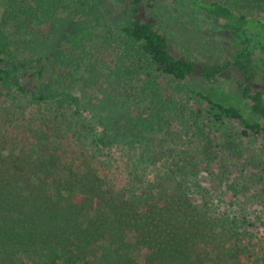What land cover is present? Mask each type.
Listing matches in <instances>:
<instances>
[{
	"label": "rangeland",
	"instance_id": "374dc122",
	"mask_svg": "<svg viewBox=\"0 0 264 264\" xmlns=\"http://www.w3.org/2000/svg\"><path fill=\"white\" fill-rule=\"evenodd\" d=\"M125 1L78 0L74 12L57 13L61 31L53 40L16 48L9 63L17 64L20 81L32 91L37 87L36 78H31L37 70L35 60L62 49L68 52L71 57L64 67L56 63L50 69L69 71L66 81L53 88L77 96L85 123L90 124L88 130L75 118H59L60 130L73 140L83 139L76 151L111 155L119 162L127 156V162L134 164L149 158L168 163L172 156L183 178L195 182L182 191L197 204L193 215L200 219L180 236L162 237L164 249L153 246L147 252L148 263L264 264V137H241V127L229 121L215 132L210 121L197 114L199 106L192 97L193 90H200L225 104L238 102L235 89L240 75L229 65L225 77L211 84L198 78L180 82L164 76L121 33ZM5 7L6 0H0V15ZM142 7L144 20L163 33L174 57L222 64L232 61L242 45L221 28V21L203 11L194 12L183 0H143ZM260 19L264 21V16ZM252 88L264 94V73L256 76ZM14 103L15 110L5 112L4 118L9 134L16 138L27 135L23 120L38 111L20 95ZM240 106L247 108L242 102ZM98 136L114 144L101 149ZM123 146L133 148L114 155ZM193 164L197 165L194 170ZM54 211L35 209L30 220L2 212L0 262L19 264L20 246L37 234L73 255L91 256L88 264H132L140 258L131 234L113 232L106 237L99 230L88 232L83 216L93 219L91 212L90 217L86 211L58 217ZM10 230L15 232L13 239L6 238Z\"/></svg>",
	"mask_w": 264,
	"mask_h": 264
},
{
	"label": "trees",
	"instance_id": "16d2710c",
	"mask_svg": "<svg viewBox=\"0 0 264 264\" xmlns=\"http://www.w3.org/2000/svg\"><path fill=\"white\" fill-rule=\"evenodd\" d=\"M183 1L194 12L203 11L221 21V28L242 43L232 61L207 64L185 55L174 57L163 33L144 20L143 0L125 1L120 31L137 44L157 71L176 81L198 78L215 83L225 77L231 65L240 75L235 89L239 101L225 104L193 90L192 97L199 106L196 112L210 121L215 132L229 121L241 127V137H264V94L252 88L256 76L264 73V21L260 19L264 16V0ZM77 3L78 0H6L0 15V214L8 212L18 219L30 220L35 209L42 212L53 208L58 217L72 213L80 216L83 211L90 217L91 212L93 219L83 216L88 232L99 230L106 237L113 232L126 237L131 234V244L140 254L132 264H150L147 252L156 244L164 249L162 237L180 236L200 219L193 215L197 204L182 191L195 182L183 178L181 167L172 156L168 163L149 158L134 164L127 162V156L125 162H119L111 155L76 151L83 139L73 140L60 130L59 118H75L88 130L90 124L85 123L77 96L53 88L66 81L69 71L50 69L56 63L64 67L63 63L71 57L68 52L66 55L62 49L57 55L35 60L37 70L31 78H36L37 87L32 91L20 81L17 64L9 63L16 48L28 49L35 42L53 40L61 31L56 25L61 19L57 13L74 12ZM19 95L28 98L38 113L28 114L23 120L27 135L13 138L4 115L15 110L14 101ZM240 102L247 108L243 109ZM96 143L101 149L114 144H109L105 136H98ZM123 148L133 147L123 146L114 155ZM119 167L122 171L115 174ZM191 168L194 170L197 165ZM152 226L157 227L153 230ZM14 235L10 230L6 238L13 239ZM37 235L20 246L19 264H88L92 259L73 255L54 241L46 242L42 234Z\"/></svg>",
	"mask_w": 264,
	"mask_h": 264
}]
</instances>
